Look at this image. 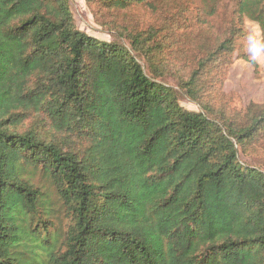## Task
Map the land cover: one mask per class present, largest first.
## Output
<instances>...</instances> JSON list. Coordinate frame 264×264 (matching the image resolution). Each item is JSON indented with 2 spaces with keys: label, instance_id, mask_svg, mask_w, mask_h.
Returning a JSON list of instances; mask_svg holds the SVG:
<instances>
[{
  "label": "trees",
  "instance_id": "trees-1",
  "mask_svg": "<svg viewBox=\"0 0 264 264\" xmlns=\"http://www.w3.org/2000/svg\"><path fill=\"white\" fill-rule=\"evenodd\" d=\"M235 4L264 32V0ZM154 37L98 40L70 0H0V264H264V169L239 159L264 110L217 119L202 100L233 39L174 76L204 113L158 80Z\"/></svg>",
  "mask_w": 264,
  "mask_h": 264
},
{
  "label": "rangeland",
  "instance_id": "rangeland-1",
  "mask_svg": "<svg viewBox=\"0 0 264 264\" xmlns=\"http://www.w3.org/2000/svg\"><path fill=\"white\" fill-rule=\"evenodd\" d=\"M235 7V0H149L117 9L96 0H70L77 28L98 40L123 39L128 45L125 35L153 33L162 53L159 67L168 65L158 80L175 89L179 104L189 111L206 113L183 92L178 79L187 78L202 58L231 36L232 51L221 55L217 66L202 79V100L210 106L206 114L217 119L223 118L222 114L239 119L247 109L255 113L264 110V32L257 22L238 16ZM137 58L152 75L147 59ZM177 74L178 79L174 77ZM239 159L264 169V130L244 151L239 150ZM43 181L35 177V182ZM61 215L55 221L63 229L66 218Z\"/></svg>",
  "mask_w": 264,
  "mask_h": 264
}]
</instances>
